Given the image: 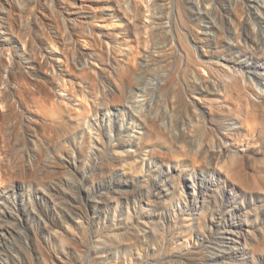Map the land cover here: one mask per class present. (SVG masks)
<instances>
[{"label": "rangeland", "instance_id": "rangeland-1", "mask_svg": "<svg viewBox=\"0 0 264 264\" xmlns=\"http://www.w3.org/2000/svg\"><path fill=\"white\" fill-rule=\"evenodd\" d=\"M0 264H264V0H0Z\"/></svg>", "mask_w": 264, "mask_h": 264}]
</instances>
